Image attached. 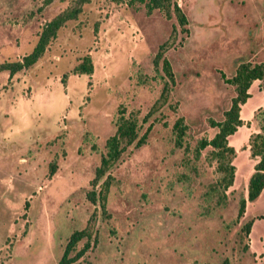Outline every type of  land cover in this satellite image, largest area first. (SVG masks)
I'll use <instances>...</instances> for the list:
<instances>
[{"label": "rangeland", "instance_id": "rangeland-1", "mask_svg": "<svg viewBox=\"0 0 264 264\" xmlns=\"http://www.w3.org/2000/svg\"><path fill=\"white\" fill-rule=\"evenodd\" d=\"M73 1L0 0V61L27 53ZM176 2L187 31L157 8L87 0L34 63L0 71V264H56L68 234L86 224L95 239L69 264H264V186L247 198L264 75L251 81L227 136L234 174L225 188L212 147L199 146L235 94L237 64L264 63V0ZM162 42L173 72L163 101L166 76L154 57ZM85 54L91 73L73 72ZM120 109L145 137L108 169L101 209L86 191Z\"/></svg>", "mask_w": 264, "mask_h": 264}, {"label": "trees", "instance_id": "trees-1", "mask_svg": "<svg viewBox=\"0 0 264 264\" xmlns=\"http://www.w3.org/2000/svg\"><path fill=\"white\" fill-rule=\"evenodd\" d=\"M87 0H74L72 4L65 6L63 9L54 14L50 19L44 22L39 31L38 37L33 44L32 48L20 58L14 60H2L0 61V71L6 70L8 75H12L14 72L27 68L43 53L48 41L56 35L57 29L63 25V23L71 18H75L77 13L81 10L82 3ZM121 1V0H114ZM127 4H142L146 12H150L154 8L163 11L166 17H170L173 13L180 30L187 31L185 24L187 23V17L176 0H125ZM174 32V24L171 26ZM165 43L159 44L155 53V58L161 59V66L166 76L165 84L162 86L160 97L162 101L165 100V95L168 92L169 87L173 82V72L170 67L169 60L163 55ZM73 72L77 73H91L92 63L88 54L82 56L81 60L76 63L73 68ZM64 75V74H63ZM62 75V76H63ZM264 75V63L258 62L250 64L248 61H240L234 74L229 78V82L234 85L235 94L231 97L230 104L227 109L223 111V118L220 120L211 121L213 125L217 127L216 132L209 139H203V143L199 146L209 144L212 149L211 152L217 161V168L222 173L218 183L225 188L231 183L234 167L229 162L228 158L233 152V148L227 142V136L231 134L236 126L240 123L239 109L241 104L246 100L249 95L248 88L253 79L261 78ZM63 80V77H61ZM156 102H159L157 100ZM151 110V109H150ZM149 112L145 116L149 115ZM254 119L257 126V131L250 137V150L251 154L256 157V161L253 165V171L249 176L247 185V198L253 199L264 186V105L256 109L254 112ZM139 123L132 114H124V111L120 109L115 122V130L110 134L104 142L105 151L100 155L99 163L94 168V174L90 179L91 189L86 191L88 197L92 203H98L101 209H104L106 190L111 181V175L108 173V169L114 165L122 157V153L126 146L133 144L138 146L145 137V131L138 135ZM172 128L174 129L175 141L180 144L181 137L184 133L185 123L183 117L178 116L175 118ZM199 147L196 152L198 153ZM48 174H52L55 169V164H49ZM99 183V188L94 189V186ZM245 199L239 200L238 213L243 210ZM248 228V227H246ZM86 237L84 243L80 248L74 250L75 244L82 237ZM95 239V235H91V228L89 224L79 229H73L67 236L63 245L61 254L56 264H69L77 260L89 247L90 238ZM72 251V253H70ZM218 264H226V260Z\"/></svg>", "mask_w": 264, "mask_h": 264}]
</instances>
